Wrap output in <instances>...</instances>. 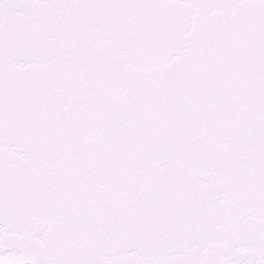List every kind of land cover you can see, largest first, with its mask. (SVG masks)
<instances>
[{"label":"snow or ice","instance_id":"obj_1","mask_svg":"<svg viewBox=\"0 0 264 264\" xmlns=\"http://www.w3.org/2000/svg\"><path fill=\"white\" fill-rule=\"evenodd\" d=\"M0 264H264V0H0Z\"/></svg>","mask_w":264,"mask_h":264}]
</instances>
